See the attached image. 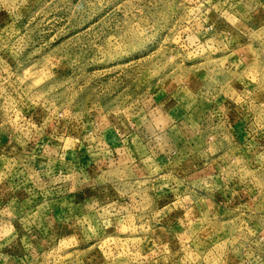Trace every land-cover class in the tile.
<instances>
[{
    "label": "rangeland",
    "instance_id": "374dc122",
    "mask_svg": "<svg viewBox=\"0 0 264 264\" xmlns=\"http://www.w3.org/2000/svg\"><path fill=\"white\" fill-rule=\"evenodd\" d=\"M0 264H264V0H0Z\"/></svg>",
    "mask_w": 264,
    "mask_h": 264
},
{
    "label": "crops",
    "instance_id": "0c3cea01",
    "mask_svg": "<svg viewBox=\"0 0 264 264\" xmlns=\"http://www.w3.org/2000/svg\"><path fill=\"white\" fill-rule=\"evenodd\" d=\"M30 160H27V158H24L22 161H20V164L19 165H22L23 168L25 169V172L26 173L25 175H28L27 177L29 179H32V177H34L35 173H36V169H34V165H36V162L35 160L33 161L32 158H29ZM24 171V170H23ZM28 173V174H27ZM57 174V173H56ZM61 174V171H58V175ZM31 184V181L29 182ZM29 188H34V185H31V187ZM33 192V191H32ZM48 206H46L45 204H39V205H35L33 207H31V211H35L37 213V215L39 214L40 216H43L44 214H47L48 213V210H47ZM35 251V250H34ZM33 250L31 252H34ZM28 252V251H27ZM25 249H21L19 250V254L20 255H24L27 253ZM30 254L27 257H29ZM22 258V257H21Z\"/></svg>",
    "mask_w": 264,
    "mask_h": 264
}]
</instances>
